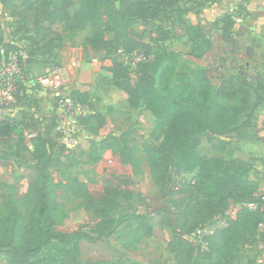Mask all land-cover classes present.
Wrapping results in <instances>:
<instances>
[{
	"label": "rangeland",
	"instance_id": "374dc122",
	"mask_svg": "<svg viewBox=\"0 0 264 264\" xmlns=\"http://www.w3.org/2000/svg\"><path fill=\"white\" fill-rule=\"evenodd\" d=\"M48 1L68 2L76 19L81 17L86 6L85 0ZM263 1L180 0L179 6L187 9L186 20L198 25L215 40L219 26L212 23L224 11L232 14L233 34L243 31L247 33V39L250 35L262 39L261 48L256 49L252 58L221 54L216 60L208 94L225 108L223 117L211 130L196 132L190 139L199 140V155L241 158L245 162L242 168L246 169L243 177L256 184L259 192L264 194V36L251 29L254 24L256 29L262 30L259 11L263 9ZM30 3L34 9L24 13L22 10ZM39 6L40 0H8L5 4L0 1V51L3 43L12 42L19 46V73L23 74L19 102L7 110L0 108V118L10 115L16 121H22L28 126L25 135L29 137L32 127L37 132H44L51 124L53 115L59 111L61 97L71 98L79 109V116L85 115L82 120L78 117L74 125L73 146L56 137L54 128L51 130L56 136L50 156L59 160L51 168V173L56 182L62 183L56 189L60 206L55 214V229L81 228L94 233L97 217L92 203H88L86 194L76 193V190L83 184L85 192L97 195L102 189L104 176L127 178V188L132 194L128 200L122 201L119 212L113 216L117 218L121 214L129 226L120 237L111 236L95 243L82 242L79 245L82 262L178 264V259L167 246L173 239V230L166 223L170 220L175 227L178 213L190 199L189 193L177 192L190 174L174 175L169 182L161 177L159 182L154 180L147 155L153 161L157 160L155 149L165 130L159 113L150 111L144 98L136 93L126 94L110 79L115 77L134 83L138 77H143L157 86L162 67L170 59H175L172 83L183 85L207 65L209 58L198 59L191 55L187 35H176L178 29L173 12L164 13L146 26L135 25V35L122 45L114 40L111 26L99 9L95 14L101 24L104 42L100 48L94 49L85 42V38L92 34L90 25L83 30L68 31L60 22L45 20L36 9ZM166 30L170 32L167 36L164 34ZM53 67L63 72L60 89L39 86L36 79ZM259 98L261 103L256 105ZM94 112L101 114V124L87 116L98 114ZM234 126L237 129L229 131ZM95 127L97 131L93 129ZM111 136L119 138L120 147L102 149L101 140ZM132 146L139 160L138 172L130 163H122L120 159V151L128 157ZM29 150L32 149L25 147L17 153L13 146L0 144V209L6 197L19 199L26 195L29 182L37 175ZM135 214L152 224L149 233H134ZM195 218L188 238L201 249L198 264H213L215 255L212 254L208 261L203 254L209 252L207 238L213 233L214 225L199 213ZM255 252L250 245L238 244L229 264H264L258 257L251 261ZM0 264H7L6 259H1Z\"/></svg>",
	"mask_w": 264,
	"mask_h": 264
},
{
	"label": "trees",
	"instance_id": "16d2710c",
	"mask_svg": "<svg viewBox=\"0 0 264 264\" xmlns=\"http://www.w3.org/2000/svg\"><path fill=\"white\" fill-rule=\"evenodd\" d=\"M0 1L5 4L8 0ZM116 2L117 5L114 4ZM179 2L180 0H85L86 6L79 19L70 12L66 1L40 0V6L36 9L45 20L50 23L60 22L68 31L83 30L90 25L92 34L85 38V42L94 49L100 48L104 42L101 24L95 14L99 9L103 11L106 22L111 26L114 40L122 45L128 42L131 35H135V25L146 26L164 13L173 12L178 29L176 35H187L191 55L198 59L209 58L207 65L197 70L189 82L183 85L172 83L175 59H170L162 67L157 86L150 84L143 77H138L134 83L112 77L110 82L128 95L136 93L144 98L148 109L159 113L165 130L162 141L155 149L157 160L153 161L147 155L154 180L159 182L161 177L169 182L174 175L178 176L182 172L190 174L184 186L177 188V192L189 193L190 199L178 213L176 226L174 227L170 220L166 223L173 230V239L167 246L178 259V264L199 263L197 259L201 249L188 238L192 223L197 220V213L210 219L214 225L213 233L207 238L209 252L205 254L201 251L208 261L214 254L213 264H229L235 247L243 244L256 249L251 260L254 262L260 253L258 241L264 237V228L261 231L258 228V224L264 222V194L259 192L256 184L247 182L243 177L246 169L242 166L245 162L233 157L199 155V140H191L190 137L201 130H211L223 117L225 108L219 106L208 94L216 60L221 58V54L252 58L256 49L261 48L262 39L255 35H250L247 39V33L243 31L233 34L231 16L223 14L212 23L219 26L215 40L198 25L184 18L187 9L180 7ZM32 9L34 6L30 3L22 11L27 13ZM168 33V30L164 32L166 36ZM3 46L0 57H7L9 52L18 55L19 46L16 44L9 42L3 43ZM13 77L14 97L18 103L19 84L23 83V74H15ZM260 103L261 98L257 100L256 105ZM94 113L98 114L87 116L101 124V114ZM83 115L81 120L85 116ZM27 127L10 115L0 118V144L13 146L17 153L25 147L32 149L29 151L37 169L36 177L28 184L26 195L19 199L8 196L2 204L0 261L5 258L7 264H105L98 260L82 262L79 245L84 241L95 243L111 236L120 237L126 230L129 222L125 221L121 214L114 218L113 213H118L122 201L128 200L132 194L127 188L129 180L114 175L104 176L102 189L97 195L85 192L84 185L80 184L76 193L89 197L88 203H92L93 212L97 217L94 233L81 228L70 231L56 230L55 214L60 206L56 199V189L62 185L61 182L55 181L51 173V168L59 163L57 158L50 156L55 146V136H59L56 130V114L44 132H37L32 127V135L27 137ZM52 128L55 129L56 135L52 134ZM93 129L97 131V127ZM236 129L234 126L229 131ZM100 143L102 149L113 150L120 147L119 138L116 136L104 137ZM135 153L133 146L128 157L124 156L121 150L120 159L122 163H130L135 172H138L139 160ZM249 203H253L254 207H249ZM133 221L136 223L134 233L151 231L152 224L141 215L135 214Z\"/></svg>",
	"mask_w": 264,
	"mask_h": 264
},
{
	"label": "built area",
	"instance_id": "2783aa9c",
	"mask_svg": "<svg viewBox=\"0 0 264 264\" xmlns=\"http://www.w3.org/2000/svg\"><path fill=\"white\" fill-rule=\"evenodd\" d=\"M17 53L9 52L8 56L0 57V108L7 110L16 104L14 97V75L19 74ZM63 82V72L58 68H51L48 73L36 79V83L41 87L60 89ZM59 111L56 114V130L69 146H73L75 141L74 125L77 123L79 109L71 98L61 97L58 103ZM254 207L253 203L248 204ZM259 230H263L264 222L258 224ZM258 249L264 253V237L258 241Z\"/></svg>",
	"mask_w": 264,
	"mask_h": 264
},
{
	"label": "crops",
	"instance_id": "0c3cea01",
	"mask_svg": "<svg viewBox=\"0 0 264 264\" xmlns=\"http://www.w3.org/2000/svg\"><path fill=\"white\" fill-rule=\"evenodd\" d=\"M263 4H264V1H263ZM262 8L263 9L261 10V12L259 11V14L261 15L260 16L261 22H262V24L260 25V28H262V30L260 31L259 29H256L254 24H253V27H251V29L254 30V32H257V33L262 34L264 36V6H262ZM250 9L252 10V8H250ZM223 14H229L232 18V14L228 11H224V13H222L221 15H223ZM232 20H233V18H232ZM208 157H210V156H208ZM233 158H237V156H233ZM257 257H258V259H261L262 262H264V253L260 252Z\"/></svg>",
	"mask_w": 264,
	"mask_h": 264
}]
</instances>
